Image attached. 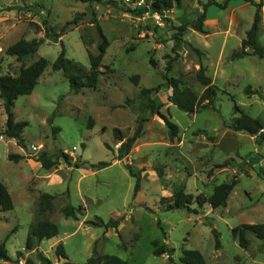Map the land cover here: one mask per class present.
Here are the masks:
<instances>
[{
  "label": "rangeland",
  "instance_id": "rangeland-1",
  "mask_svg": "<svg viewBox=\"0 0 264 264\" xmlns=\"http://www.w3.org/2000/svg\"><path fill=\"white\" fill-rule=\"evenodd\" d=\"M114 1L0 0V75H16L39 57L47 60L33 91L14 100V120L27 121L20 141L0 134V181L13 202L12 209L0 210V242L10 258L0 264H24L27 259L39 264L36 250L24 246L29 224L39 220L58 228L57 235L37 247L53 264H83L93 253L116 255L129 264H183L179 257L184 249L198 250L207 264H264L261 240L246 232L248 244L242 248L232 234L238 224L264 222V139L259 144L256 135L232 128L240 111L264 125V57H231L240 49L259 0H181L163 14L148 11L141 16L129 8L148 6L152 0ZM212 1L226 5H207L204 31L194 30L191 25L202 5ZM77 15L80 19L66 26ZM259 15L257 40L264 45V0ZM96 25L108 40L102 58L108 68L100 67L94 87L74 93L52 63L63 46L66 57L89 70L88 53L96 54L101 41ZM178 26L185 29L179 33ZM47 30L56 38H47ZM39 37L43 42L32 56L6 54L20 38ZM200 65L216 88L212 106L182 111L170 102V87L152 92L155 110L141 104V88L164 83L165 74L201 94L204 86L195 78ZM163 116L177 126L174 137ZM5 122L0 98V133ZM115 128L122 140L140 128L122 158ZM62 152L70 164L61 156L59 163L44 169L37 161L41 153ZM11 153L23 158L11 160ZM123 160L139 171L138 187ZM99 161L109 164L94 166ZM234 176L237 182L224 206L192 202L193 212L166 210L160 204L161 197L178 190L208 196ZM44 192L54 198L51 208L40 212L38 197ZM67 204L73 205L74 217L63 215ZM96 217L119 224H92ZM59 242L66 259L55 255ZM161 244L173 249L170 257L153 254Z\"/></svg>",
  "mask_w": 264,
  "mask_h": 264
},
{
  "label": "trees",
  "instance_id": "trees-1",
  "mask_svg": "<svg viewBox=\"0 0 264 264\" xmlns=\"http://www.w3.org/2000/svg\"><path fill=\"white\" fill-rule=\"evenodd\" d=\"M82 1H95L97 3H116L114 0H82ZM181 0H152L148 6H132L129 8L130 12L141 16L146 12L163 14L164 11L170 9L173 3H179ZM251 2L253 0H245ZM262 1L259 0L255 5V11L253 15V20L250 28L246 31L245 37L241 40L240 49L234 51L231 55L233 59L241 58L248 54H254L259 57H264V45L259 44L257 40L258 24L260 21L259 10L262 6ZM216 3L214 1L210 3H205L202 5V11L198 14V20L192 23V28L196 31L203 32V18L205 16V11L207 5ZM217 6L222 9L225 7L226 2L223 4L216 3ZM80 19V15L74 16L72 20L67 22L66 26L69 24H75ZM96 22V19H93ZM179 33H181L185 26L175 27ZM96 30L101 37V41L98 44V51L96 54L88 53L89 58V70L85 71L80 66L76 65L72 59L65 56V49L62 46L59 54L52 63V68L54 70H61L66 79L68 80L71 90L76 93L83 87H94L98 81L101 74L100 67L108 68L107 65H102V58L104 56L105 50L108 46V40L102 33L101 27L96 25ZM46 37L49 39H55L56 34H50L46 31ZM43 42V38H32L24 39L20 38L16 42L12 43L6 48V54L13 55L17 59H24L32 56L38 50L39 45ZM197 50V49H195ZM150 63L154 65L152 58H150ZM47 65V60L43 57H39L37 60L31 64L21 67L16 75L2 74L0 75V98L2 100V105L4 112L6 114L5 128L0 134H4L10 138H16L20 141V134L24 127L27 125V121H16L14 120V114L12 111V106L14 100L19 95L30 94L37 84L38 78L44 71ZM132 80L137 83L138 75L131 77ZM165 82L157 85L154 88L143 87L139 91L140 102L145 107L155 110L157 105L155 100L151 97L153 91H158L162 87H170L172 93L169 96V100L177 108L185 112H195L200 109H204L212 106L214 101V96L216 92L215 86L211 83L210 77L206 74L205 68L200 65L195 73L196 80L204 86L201 94H197L192 88L183 84L179 78L168 77L166 74L163 76ZM246 92H250L249 87H247ZM163 121L167 127V132L170 137H174L177 134V126L169 120L168 117L163 116ZM92 124V120H89V125ZM232 128L238 131H245L250 135H256L257 143H261L264 139V125L260 119L252 117L242 111L235 118ZM140 128H137L136 132L124 140L120 131L115 128L113 133L118 141H121L118 148V158L125 156L131 149L134 141L139 136ZM67 163H71V159L68 154L62 152L60 155H47L41 153L37 156V161L41 163V167L44 169H49L53 165L59 163V157ZM9 159L14 161H19L23 158L22 155L17 153L9 154ZM125 167L128 169L131 175L137 177L135 187L139 185L140 173L139 171H134L130 164L123 160ZM109 163L105 161H99L94 166L104 167ZM76 167L79 166L78 163H74ZM237 182L236 177H232L227 182H221L214 186L212 192L208 196H194L191 193H186L183 190H178L168 197H161L160 204L164 209H186L188 211L196 212L197 209L191 208L190 204L195 202L198 206H202L204 203L210 204L211 207L217 208L219 206H224L226 204V199L234 188ZM53 195L50 193H42L38 197V207L40 212H46L51 208ZM13 208V202L9 191L6 186L0 181V210H10ZM63 215L65 217H74L75 209L73 205L67 204L64 206ZM92 224L108 227H116L119 221L116 219H111L104 222L100 217H96ZM216 232V231H214ZM246 232L252 233L257 239L261 240L264 245V222L259 223H242L234 226L232 228V234L235 239H237L238 244L245 248L248 244L246 237ZM58 234V228L56 224L50 220H39L29 224L27 236L25 239V249L36 250V257L39 264H53L52 261L37 250L40 242L43 239L51 238ZM215 245L219 246V240L217 234H215ZM172 248H169L165 244H161L152 250L154 255H161L166 253L170 257ZM20 253V252H19ZM55 255L57 258L66 259V254L62 243H58L55 247ZM0 259L3 261L10 260L6 247L3 242H0ZM179 260L183 264H207L203 255L196 249H184L179 257ZM24 264H31V261L27 259ZM63 264H78L69 261H64ZM83 264H129L126 260L119 258L112 254H96L93 253L87 258Z\"/></svg>",
  "mask_w": 264,
  "mask_h": 264
},
{
  "label": "built area",
  "instance_id": "built-area-1",
  "mask_svg": "<svg viewBox=\"0 0 264 264\" xmlns=\"http://www.w3.org/2000/svg\"><path fill=\"white\" fill-rule=\"evenodd\" d=\"M158 14V13H157Z\"/></svg>",
  "mask_w": 264,
  "mask_h": 264
},
{
  "label": "crops",
  "instance_id": "crops-1",
  "mask_svg": "<svg viewBox=\"0 0 264 264\" xmlns=\"http://www.w3.org/2000/svg\"><path fill=\"white\" fill-rule=\"evenodd\" d=\"M39 247V246H38Z\"/></svg>",
  "mask_w": 264,
  "mask_h": 264
}]
</instances>
